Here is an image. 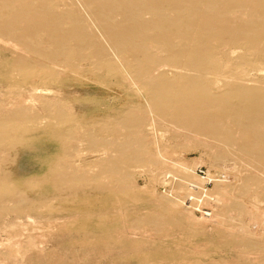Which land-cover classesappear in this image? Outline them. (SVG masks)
Instances as JSON below:
<instances>
[{
	"label": "rangeland",
	"instance_id": "obj_1",
	"mask_svg": "<svg viewBox=\"0 0 264 264\" xmlns=\"http://www.w3.org/2000/svg\"><path fill=\"white\" fill-rule=\"evenodd\" d=\"M163 1L164 4L161 6V10H158V13L156 14L157 16L154 14H147L148 7L145 6L147 5L146 3H135L136 6L133 12L134 20H127L132 18L131 16L127 17L125 20L122 19L119 21L120 19L117 17L114 23L118 26L128 22H132L131 24L134 23L141 25L142 29L139 31L141 34L137 36V41H143L144 37H152L155 35L154 31L148 29L149 25L155 22H159V25L161 24L160 26L172 35L177 34L178 32H186L190 33V38H195L198 35V37H202L206 31L212 33L220 26L224 25L227 26L228 29L230 27L233 28V25L235 24H240V26L245 24L243 28H246V33H249L248 30L253 26L258 27V30H260L259 33H264V9L259 8L263 7L264 3L260 6L248 3L247 5L245 4L244 6H241L243 2L240 3L237 0ZM258 1L261 0H256V2ZM8 3L10 5H17L11 0H0V19L4 16L6 17L10 13L11 6ZM48 4L51 7L50 9ZM85 5L86 4L80 0H44L43 2L41 1L40 7L36 10V13L39 17L44 15L43 17H46L47 21H54L56 22L55 24L58 25L57 32L53 35L51 33L50 35L59 37V30L62 31L63 35L66 33V36H64V45L53 44L51 47H48V44L44 43L42 39L35 35L31 36L30 38L27 37L21 39L25 52L21 54L22 52L18 51L17 54L13 55L9 53L10 51L7 50V47L4 46V44H0V127L3 126V123L8 124L13 120L20 118L28 119L30 117L37 118L38 116L40 118L47 116L50 118L48 119L49 121L55 118L54 121L52 120L53 122H48L49 126H51V124L57 123V121L59 122V120L62 119L64 120L71 115L73 119L83 123L86 125V128H88L77 135V141L72 139V135H69L71 137L70 138L67 133L65 134L66 136L64 133L63 135H58V137L62 139L64 145L66 146L63 156H59L61 158L55 157L56 155L60 154L56 147L57 144L55 140L57 139H53L52 133L48 131L46 127L45 130L39 129L38 133L31 135L28 138V145H26V147L23 146L24 148L20 147L19 145H15V147L12 145L13 141H10L7 135H4L2 132H0V164L1 168L4 170L6 169V171L0 170V175H4V172L9 173L12 171V168L13 170L17 171L19 179H23V181L32 177H42L46 171L45 166L51 160L57 159L58 166L60 165L59 167H62L65 163L63 160L68 155L72 161H75L78 157L80 166L75 168L77 171L75 169H73L74 171L70 170L73 173H70L69 171H62L65 173V175L61 173L60 180L64 179L66 181L68 179L70 180V178L76 179L71 181L72 183L70 184L72 186L75 184H80V186L84 187L86 190L97 191L98 194L103 196L109 190H120L132 192L138 197L132 199L124 197L125 195L119 194V198L121 197V202L117 208H121L119 210V214L125 217V222L118 225V233L116 234L117 236L118 234L121 236V239H119L117 243H121L122 245H118L114 251H111L110 254L113 255H108L110 258L107 256L96 258V256L90 254H87L86 256V248L83 249L78 244H76V240H79L81 238L80 236L75 234L76 236H71V240L69 237H64L65 235L59 237L58 233H56L57 230H52L54 226L52 223L54 222L53 220L49 219L47 214L52 213L58 216L60 214L64 215L66 208H62L59 200H55L53 198V187L51 184L44 185L43 190H45L44 193L46 195L44 198L40 197L42 199H36L35 197L36 194L34 192L36 191V188L38 189L37 186L28 188L30 192L34 193L33 195L31 194L32 196L30 193H27L26 195L25 193L20 192L21 190H17L18 193L16 192L14 194L0 193V203L4 201L5 206L7 207L6 209L8 210L6 213V218L3 221H1L0 218V230L2 231H0V263L110 264L111 257H121L117 253V249L119 250V248L127 244L126 242H128L129 239L133 241L136 238L134 241H139V239L140 241L143 240L144 243H146V240L148 241L147 244L142 247L144 253L148 254L150 257V260L147 264H206L210 260L211 263L209 262L208 264H264V146L258 149L256 147L252 148L250 145H243L242 142L239 141V131L236 132V129L232 125L236 122L247 124V121L243 120L241 116H239L240 114L229 112V117L224 122L226 125V129L224 130L226 131L222 132L220 130L219 137L221 139L224 137V141H226L225 139L228 136L227 138L233 140L234 142H225V144L221 143L215 146H209L206 144L210 137L208 136V131L206 128L203 127V129L200 130L201 133H190L187 131L188 129L184 128L183 124H180L183 123V120L181 122L179 121L180 123L175 122L174 118L172 117L174 113H168L167 115V113L165 114V112L158 110L152 101L147 100L148 97L143 92L142 94H139L140 96L136 93L135 94L137 96L134 93L132 94L131 91L129 92L130 94L126 93V96L124 97L125 100L128 97L129 98L125 102L130 107L128 109L125 107L121 108L118 101L119 98H115L116 93L113 92V89L116 90L119 88L118 90H120L126 88L125 83L122 84L120 79L121 72L124 70L126 71V62L121 59V56H119L120 54L118 53V44L115 45L110 41V39L102 32L100 26L91 16V14L95 11L94 6L91 7L92 5L90 4L86 6ZM43 9L45 14L43 13ZM55 9L59 11L56 12L54 11ZM67 10H69L68 13ZM244 12H247V16L245 17L241 16L244 14ZM61 15L63 16L61 17ZM104 19L105 18H103V20ZM73 21H75V23H73ZM107 23L111 25L113 22L110 21ZM80 31L81 35L78 39ZM4 32L11 34V31L9 32V30ZM261 40V44L263 45L264 41L263 39ZM171 41L177 45V48L179 47L177 50H179L181 46L185 47L189 43L195 44L197 42L196 39L195 41L187 40L185 42L174 37H171ZM55 43H59V41ZM49 57L52 59L58 58L57 62L61 63L62 66L64 63L67 64V69H71L69 68L71 64L72 66H76V64H83L84 67L81 69L82 73L80 81H71L73 77L68 75L67 78L69 79L67 81H63L62 84L57 82H51V84H47V88L49 90L43 91L45 94L42 92V94L34 95L31 93V91H29L28 86H30L31 83H34L36 78L39 79L38 77L43 76L42 74L45 72L44 70L48 72V63L51 61ZM8 58H10V60ZM46 58L47 60H45ZM40 64L41 66H39ZM137 66L129 69L130 78H134L136 76V72L138 73L140 71ZM135 67H137L138 70ZM28 68L30 69L31 73L29 72ZM24 69L25 71L27 69L30 74H28L27 71H23ZM35 69L38 71L36 70L34 73ZM37 72H41V74L39 73L38 75ZM25 74L31 76L29 79L30 81L28 80L29 76L27 78L23 77ZM254 74L257 76V80L251 83L252 85L249 84L248 86L249 88L252 86L253 89L255 88L256 90H259L260 92L257 93L258 97L260 96L259 98L264 99V72L259 74L257 71ZM13 77H15L14 80H12ZM22 77L27 79L28 82H26V80ZM171 77H169V79ZM118 78L120 80H118ZM11 81L18 83L21 86H17V84L15 87ZM26 83L28 85H26ZM99 84H104L106 87L108 86L112 89V91H107L105 87H102ZM9 87L11 88L9 89ZM60 88L62 90H60ZM220 88V92H218L220 95L222 94L221 97L224 95L223 97L225 98L229 94L227 91L228 89L227 87ZM23 90H27L28 92ZM60 93L61 96L57 95ZM111 95H113V97ZM55 96H59V98H55ZM40 97L42 99H40ZM31 98L35 100L34 103L30 102ZM229 99L227 97L224 101L226 104H228V106L233 108L237 102L232 100L230 104ZM28 100L29 102H27ZM50 104L53 105L51 106ZM71 107L74 109H71ZM149 107H151V109ZM77 108L80 111L77 110ZM74 110L78 112H73ZM214 110L215 112L217 111V109ZM214 110L212 109V111ZM143 121H152L150 123L152 126L147 128L145 125L142 128V124L140 123H143ZM150 124L148 126H150ZM102 125L105 126V131L102 130ZM216 125H220L219 121ZM94 127L97 129L100 127L101 129L99 130L101 132H99L101 134L98 132L99 134L97 133L96 135V128ZM150 129H152V131ZM102 133L106 134V136ZM101 135L103 136L101 137ZM66 137L69 141H65V139L67 140ZM116 137L118 138L117 142ZM155 149L161 151L162 153L164 152V155L170 158H177V160L184 162L187 165L194 166L195 168L205 167L212 173L218 174L222 177V182L215 184L210 189L211 194L215 198L218 196L220 197L216 198V205L213 209L212 221L206 222L204 224V222H202L204 220L202 219L205 218H200L199 215L194 214L190 210L184 208V206L181 204L182 198H185L187 194L184 186H181L180 184L170 186L168 182L165 181V176L168 173L172 175L173 178H180L181 180H183V177L185 180H195L194 177L192 179L187 178L182 173H179V171L169 167L164 169L165 171H161V173L158 171L151 172V170L148 169L150 167V163H147L149 161L148 159L150 158L146 154L147 152L153 153ZM220 154H223V157L219 159L218 156ZM124 155H127L131 159L129 166L127 165L123 167L120 162ZM116 171L118 176L115 174ZM121 172L125 175H128L130 179L122 180L121 178H123L124 174H121ZM64 180L58 182L59 184L56 183L55 189H58L56 193L58 192L64 194L67 184ZM104 180H106L105 183ZM125 182L129 183L126 184ZM108 184L110 185L108 186ZM170 187L171 190L176 192H172V194L169 193ZM222 190H225V195L223 194L222 197L223 201L220 196ZM175 194H178L177 197ZM169 195L173 197L175 196L174 198L180 201L179 203L177 202V206L173 208H166L167 200L172 199V197ZM49 200L50 204H48L50 206L49 208L47 207L48 210L46 208L42 209L39 204ZM32 204H34L36 208L38 206L40 208L37 209L36 215H32L35 217V219L29 220L31 223L30 225L27 218L24 217V209L31 206ZM56 204L57 206H55ZM19 205L22 209L19 208ZM18 209H20V211ZM68 212L69 215L72 213V211ZM2 215H4V213L0 212V217ZM189 217L191 218L189 219ZM38 218L40 219L39 222ZM22 223L25 224L21 225ZM201 223H203L204 226L201 225ZM91 226V229H94V220L91 221ZM48 230L53 231L55 236L50 238L45 236L48 234ZM94 232L97 235L99 234L97 231ZM164 233L167 234L164 235ZM16 236H18L20 239ZM155 236L157 239H160L161 237L162 240H157ZM22 237L24 239L27 237L28 240H24ZM44 237H46V240H43ZM21 239L22 242H20ZM31 241L33 244L30 243ZM219 241H221L222 244H220ZM37 242H41L40 247ZM18 243H21V246ZM150 243L154 244L150 245ZM29 244L33 246L31 247ZM71 246L72 248H70ZM77 248L81 251H79ZM37 250H42L45 256L49 255V257L36 258L35 252H37ZM76 252L79 254L77 255ZM82 253L85 254L83 255ZM115 253L117 255H115ZM80 254L83 256H80ZM84 256H86V258H84ZM78 257H82L84 259L82 260ZM175 257H177V259H174ZM77 258L79 260H77ZM121 259L122 261L120 264H141L138 262V259H132L129 256H125L124 259Z\"/></svg>",
	"mask_w": 264,
	"mask_h": 264
},
{
	"label": "bare ground",
	"instance_id": "obj_2",
	"mask_svg": "<svg viewBox=\"0 0 264 264\" xmlns=\"http://www.w3.org/2000/svg\"><path fill=\"white\" fill-rule=\"evenodd\" d=\"M11 1L17 5H10L8 3L11 6L10 13L6 17L4 16L0 19V44H4V46L7 47V50L10 51L9 53L14 55V54H17L18 51H20V52H22L21 54H23V52H25V51H24V46H23V43L21 42V39L27 38V37L30 38L31 36H35V35H37L40 39H42L44 43L48 44V47H51L53 44H57V45L61 44L62 45L65 42L64 36H66V33H64V35H63L61 30H59V32H58L59 37L52 36L58 30V25L55 24L56 22L51 21V20L47 21V18L43 17L44 15L43 16L41 15L42 17H39L37 15L36 10L40 7L41 1L43 2L44 0H11ZM80 1L85 3L86 5H88V4L92 5L91 7L94 6L95 11H94V13L91 14V16L94 18V20L100 26V29L102 30V32L110 39V41L112 43H114L115 45L118 44V53L120 54V55L119 54L118 55L121 56V59L126 62V65H127L126 71L124 70L120 74L121 75V78H120L121 83L122 84L125 83L126 88L120 89V90H118L119 88H117V89L115 88L116 90L113 89V92L116 93V94L113 93V94H115V98H119L118 101H119V105L121 106V108L125 107L128 109L130 107L125 102L129 98L128 97L125 100L124 97L126 96V93H129L131 91L132 94L136 93L137 95H139V94H142V92H143L149 98V99L147 98V100L152 101L154 103V106H156L158 108V110L165 112V114L167 113V115H168V113H170V114L174 113L172 117L174 118L175 122L180 123L183 120V123H180V124H183L184 128L188 129L187 131H189L190 133L191 132L201 133L200 130H202L203 127L206 128L208 131L207 132L208 136H210L209 140H207L208 142L206 143L209 146L210 145L215 146V145L221 144V143L225 144V142H227V143L234 142L233 140L227 138L228 136L225 139L226 141H224V137H222V139L219 137L220 136L219 132H220V130L222 132L226 131V130H224V129H226V125L224 122L229 117V115H228L229 112L235 113V114H240L239 116H241V118L243 120H246L247 124H242L240 122H236V123L232 124L234 126V128L236 129V132L239 131V134H240L239 135L240 136L239 141H241L243 145L252 146V148L256 147L259 149L260 147L262 148L264 146V103H263L264 99L259 98L260 96L258 97L257 93L260 92L259 90H256L255 88L253 89L252 86H251V88H249V86H248L249 84H251V83L255 82V80H257V76H255L254 73H256L257 71L259 72V74L264 72V43H263V45L261 44V41H262L261 39H263V41H264V33L263 32L259 33L260 30H258V27L253 26L251 29L248 30L249 33H246V30H245L246 28H243V26L245 24L243 26H240V24H235V25H233V28L230 27L229 29L227 28V26L224 25V26H220L216 31H214L212 33L206 31V33H204V36L202 35V37H198L199 36L198 35L195 38H190L189 37L190 33H186V32H183V33L178 32L177 34L172 35L169 32H167L166 30H164V28L160 26L161 24L159 25V22H155V23L149 25V28H148L149 30L154 31L155 35L152 37H146V38L144 37L143 41H139V40L137 41V36H139L141 34L139 32L142 29L141 25L134 24V23L131 24L132 22H128L126 24L118 26V25H115L114 21H116L117 17H118V19H120L119 21H121L122 19L125 20L127 17H131V16H132V18L127 19V20H134V15H133L134 8H135L136 4L142 3V2L147 4V5H145L146 7H148L147 14H150V15L154 14L155 16H157L156 14L158 13V10H161V6L164 4L163 0H80ZM237 1L240 3L243 2V4L241 6H244L245 4L247 5V3L248 4H254V5L256 4V6H260L264 3V0H261L258 2H256V0H237ZM19 5H21V6H19ZM70 7H71V5H70ZM50 8L51 7L49 5V9ZM259 8L264 9V6L259 7ZM71 9H69V10H71ZM69 10H67V13L69 12ZM54 11L57 12L59 10L55 9ZM43 13H44V9H43ZM43 13H41V14H43ZM60 14H61V12H60ZM62 16L63 15H61V17ZM241 16H243V17L247 16V12H244V14H242ZM71 17H72V15H71ZM263 17H264V15H263ZM103 18H105V19L103 20ZM106 21L107 22L111 21L113 23H111V25H109ZM125 22H127V21H125ZM67 23H68V20H67ZM73 23H75V21H73ZM5 29L9 30V32L11 31V34L5 33L4 32V31H6ZM51 33H52V35H50ZM80 35H81V31L79 32L78 39L80 38ZM171 37L179 38L180 40L185 41V42L187 40L188 41H191V40L195 41V39H196L197 42L195 44L189 43L185 47L181 46V48L179 50H177L179 47L177 48V45H175L171 41ZM58 41H59V43H55ZM30 54H28V55H30ZM47 58H48V56H47ZM47 58L45 60H47ZM8 59L10 60V58H8ZM11 59H12V57H11ZM49 59H51V61L50 62L48 61L49 62L48 63L49 64L48 72H46V70L43 69L46 73L44 71H41V72H44L45 74L43 73L42 74L43 76L38 77L39 79L36 78L35 82L31 83L30 86H28L29 91H31V93L34 95L35 94H42L43 91H48L49 89L47 88V84H51V82H53V83L57 82V83L62 84L63 81H67L69 79V78H67L68 75L70 77H73L71 79V81L72 80L73 81H77V80L80 81L81 73H82L81 69L84 67L83 64H76V66L75 65L72 66V64H71V66H69V68H71V69H67L68 65L64 63L63 66L64 65L65 66L63 67L61 63L57 62L58 58L52 59L49 57ZM61 60H65V59H61ZM41 64L39 66H41ZM48 64H47V66H48ZM45 66H46V64H45ZM134 66H137L140 69V71L138 73L136 72V76L134 78H130L129 77V69L134 68ZM137 67H135V68H137ZM22 68H25V67H22ZM138 68H137V70H138ZM36 70L37 69H35V71L33 70L34 73L36 72ZM134 70H136V69H134ZM23 71H25V69ZM26 71H27V69H26ZM25 72H23V73H25ZM29 72H30V69H29ZM29 72L27 71L28 74L31 73V72L30 73ZM41 72H37L38 75H39V73L41 74ZM98 72H100V71H98ZM32 75H33V73H32ZM11 76H13V75H11ZM28 76L29 75H26V74L23 75V77H25V78H27ZM30 77L31 76H29L28 80L30 79ZM157 77H159V78H157ZM169 77H171V78L169 79ZM14 78L15 77H13L12 80H14ZM25 78H23V79H25ZM33 78H35V77H33ZM87 79H88V77H87ZM120 79L118 78V80H120ZM25 80H26V82H28L27 79H25ZM32 81H33V79H32ZM11 82H13V81H11ZM100 83H101V81H100ZM12 84L15 86L18 83L13 82ZM26 85H28V84L26 83ZM99 85L102 87H105L107 89V91L108 90L112 91L111 88H109L108 86L106 87L107 83H106V85H104V84H99ZM17 86H21V85L18 84ZM11 87H9V89ZM102 87H100V88H102ZM220 87H225V88L227 87V89H228L227 91L229 92V94L225 98L223 97L224 95L221 97L222 94L221 95L219 94V92H220L219 89H221ZM61 88H60V90H62ZM21 89H23V88H21ZM23 91H25V90H23ZM57 95L61 96V93L57 94ZM46 96H47V93H46ZM111 96L113 97V95H111ZM227 97H228V99L231 98V99H229L230 104H231L232 100H235L237 102L233 108H231L230 106H228V104L225 103L224 100ZM55 98H59V96L58 97L55 96ZM40 99H42V98L40 97ZM61 99H63V98H61ZM34 101L35 100L33 98L30 99V102H32V103H34ZM217 101H218V103H217ZM27 102H29V100ZM142 103H144V102H142ZM227 103H228V101H227ZM10 105H11V103H10ZM68 105H69V103H68ZM71 106H72V104H71ZM149 108L151 109V107H149ZM71 109H74V108L71 107ZM212 109L213 110L217 109V111L216 112H215V110L212 111ZM77 110H79V109L77 108ZM57 111H59V110H57ZM60 112H62V111H60ZM68 112H69V110H68ZM73 112H78V111L74 110ZM35 114H36V112H35ZM84 114H85V112H84ZM76 115H75V117H76ZM67 116H68V114H67ZM38 117L37 118L36 117H30L28 119L20 118L17 120L10 121L8 124L3 123V126L0 127V132H2L4 135H7L8 139H10V141H13L12 145H14V146L19 145L20 147L24 148V147H26V145H28V141H29L28 138L31 135L38 133L39 129L45 130V127H46V129L52 133L53 139H57V140H55V142L57 144L56 147H57L58 152H60L59 155L55 156L57 158L59 156H63L64 151L66 150V146L64 145L62 139L58 137V135H60V134L63 135V133L65 135L67 133L68 136L72 135V139L77 141L78 140L77 135L80 134L82 131H85L86 129H88V128H86V125H84L83 123H80L79 121L73 119V117L71 115L68 116L64 120L62 119V120H59V122L57 121V123L51 124V126H49L48 122H50L52 120L54 121L55 118L49 121L48 119H50V118H48L47 116H45L44 118L43 117L38 118ZM103 117H105V116H103ZM90 118H92V117H90ZM218 121L220 123L219 126L216 125L218 123ZM148 122L143 121V123H140V124H142V128L145 125L147 126V128L151 127L152 125L150 123L152 121L149 123ZM227 123H228V121H227ZM149 124H150V126H148ZM100 127H99V129H101L103 127L104 129L102 128V130L105 131L104 125H102L101 128ZM94 128H96V127H94ZM99 129L96 128V131L98 130L97 132L94 130L96 135L100 131ZM150 130L152 131V129H150ZM103 133H105V132H103ZM103 135L106 136V134H103ZM103 135H101V137ZM5 139H6V137H5ZM117 139L118 138L116 137V142H117ZM232 139H233V137H232ZM65 141H69L68 138H67V140L65 139ZM144 146H145V144H144ZM28 149H30V148H28ZM263 150H261V151H263ZM76 152H78V151H76ZM73 154H74V152H73ZM146 155L150 158V159H148L149 161L147 160L148 161L147 164L150 163L149 166L151 168L148 166L149 167L148 169H150L151 172L152 171H158L159 173H161V171H165L164 169L169 167V168H172L176 171H179V173H182L187 178H190V179L193 178V176L191 175V172L193 169H195L194 166L187 165L184 162L177 160V158H175V159L170 158V157L164 155V152L162 153L161 151H158L156 149L153 153L147 152ZM67 157L63 160L65 163L62 167H59L60 165L58 166L57 159L51 160L45 166L46 171L42 177H32V178L24 180V181H23V179L22 180L19 179V177H18L19 175H18L17 171L13 170L12 168H11L12 171H10L9 173H5L4 171H6V169L4 170L3 168H1V164H0V170H4V171H1V172H4V175L3 174L0 175V193L14 194L17 192V190H19V191L21 190L20 192H23L26 195H27V193H30V195L31 194L33 195L35 193L36 199H39L40 197L44 198L46 195L44 193L45 190H43L44 185L45 184H49V185L51 184L53 187V189H52V196H54L53 198L55 200H59V203L62 206V208H66L64 215L60 214L58 216V215L52 214V213L47 214L49 219L53 220V222H54V223H52V225H54L52 230L53 229L57 230L56 233H58L59 237L65 235L64 237H69V238H71V240H72L71 236H73L75 234L80 236L81 238L79 240L75 239L76 244H78L83 249L86 248V252H87V253L85 252L86 256H87V254L94 255V256H96V258L97 257H105V256L108 257V255L112 256L113 254L112 255L110 254L111 251H114V249L118 245L121 244V243H117L118 240L121 239V236H119V234L117 236V234H116V233H118V225L125 222L124 221L125 217L123 215L119 214V210L121 208H117V206L121 202V199H120L121 197L119 198V194L125 195L124 197L132 198V199H135L138 196H136V194H133L132 192L120 191V190L119 191L109 190L103 196V195L98 194L97 191L86 190L84 187L80 186V184H75L72 186L70 184V183H72L71 181L76 180V179H72V178H70V180L68 179L69 181L68 180L65 181L63 179L65 181V183H67L66 187H65V192H64V194L57 192L58 193L57 194L56 191L58 189L57 190L55 189L56 188L55 185H56V183L63 181L62 179L60 180V174L63 173L62 171H67V172L69 171L70 173H73L70 170H73V169L80 166V161L78 160V157L75 161H72L68 155H67ZM96 157H97V155H96ZM218 157L220 159L221 157H223V154H220ZM59 158H61V157H59ZM118 160H117V162H118ZM130 161H131L130 157H128L127 155H124L120 162L123 165V167H125L127 165L129 166V164L131 163ZM210 167H211V165H210ZM8 168H9V166H8ZM63 174L65 175V173H63ZM115 174L117 175V171L115 172ZM121 174H124V173L121 172ZM102 177H104V176H102ZM127 177H128V175L124 174L123 178H121V179L122 180L123 179H130L129 177L128 178ZM168 178H170L169 175H168V177H166V179H168ZM179 179H178L179 183H177V184L184 186V182H185L184 177H183V180H181V179L179 180ZM175 180H177V179L175 178ZM186 180H189V179H186ZM105 181L106 180H104V183H105ZM107 183H110V182H107ZM125 183L127 184L129 182H125ZM109 185L110 184H108V186ZM33 186L38 187V189L36 188V191L34 193H32L28 190L29 187L32 188ZM20 188H22V189H20ZM119 188H120V186H119ZM77 189H79V190H77ZM83 189H85V190H83ZM184 189L186 190V188H184ZM224 191L225 190H222V192L220 191L221 192V194H220L221 199L223 197ZM172 192H176V191L173 190L170 193L172 194ZM177 195H176V197H177ZM169 196H171V195H169ZM171 197H172V199L167 200L166 208L167 207L173 208V207L178 205L177 202L178 203L180 202L174 198L175 196L174 197L171 196ZM216 198H220V197L218 196ZM40 199H42V198H40ZM222 201H223V199H222ZM2 202L0 203V212H3L5 216L2 215L0 217L1 221H3L6 218V213L8 211L6 209L7 207L5 206L4 201H2ZM48 203L50 204V200L44 201L43 203H41L39 205L42 209L43 208L47 209V207L49 208V206H50ZM51 206H53V205H51ZM55 206H57V204ZM40 207L38 206L36 208V206L34 204H32L29 207H26L24 209L26 216L24 215V217H26L28 221L35 219V217H33L32 215H36L37 209H39ZM19 208L22 209L21 206ZM20 209H18V210L20 211ZM112 210H114V211H112ZM68 211H72V213H70V215H69ZM57 212H58V210H57ZM41 216H42V214H41ZM190 218L191 217H189V219ZM39 220L40 219L38 218V222H39ZM93 220H94V229H91V227H92L91 221H93ZM202 220H204L202 222H204V224H205L206 222H210L213 219L211 217V218H205ZM15 221H16V219H15ZM28 221H27V223H28ZM185 222H186V220H185ZM254 222H255V219H254ZM9 223H10V221H9ZM18 223H20V222H18ZM29 223H30V221H29ZM23 224H25V223H22L21 225H23ZM30 225H31V223H30ZM201 225H203V223H201ZM0 226H1V224H0ZM5 227H3V228H5ZM252 228H253V226H252ZM22 229H23V227H22ZM36 229H38V228H36ZM48 229H50V228H48ZM202 229H204V228H202ZM50 231L51 230H48L47 231L48 234L45 235L48 238L55 236V234L53 233L54 230L51 232ZM94 231L99 232V234L97 235ZM197 231H198V229H197ZM28 234H30V233H28ZM166 234L164 233V235H166ZM20 235H19V237H20ZM156 236H155V238L157 239ZM16 237H18V236H16ZM56 237H57V234H56ZM26 238L25 239L23 238V239L28 240V238L27 239ZM45 238L46 237H44L43 240H46ZM29 239H31V238H29ZM160 239H161V237H160ZM160 239H157V240L160 241ZM123 240H125V239H123ZM129 240H128V242H126L127 244L123 245L121 248H119V250L117 249V253L121 257H113V258L111 257L110 264H120L122 261L121 258L124 259L125 256L126 257L129 256L132 259L136 258V260L138 259L139 260L138 262L141 264H147L149 262L150 257L148 256V254L144 253L143 248H142L143 246H145L147 244L148 241L146 240V243H144V241L143 240L140 241V239H139V241L138 240L137 241H134V240L129 241ZM17 241H19V240H17ZM17 241H16V243H17ZM20 242H22V239L20 240ZM41 242H42V240H41ZM41 242H39V243L37 242L39 247H40ZM219 242H220V244H222L221 241H219ZM30 243L33 244L32 241ZM154 243H156V242H154ZM154 243H150V245L154 244ZM18 244H16V245H18ZM30 246L32 247L33 245H30ZM80 247H78V248H80ZM70 248H72V246ZM27 249H28V247H27ZM78 250L81 251L80 249H78ZM82 252H83V250H82ZM115 252H116V250H115ZM35 253H36V258L49 257V255L45 256V254L42 250L41 251L37 250V252H35ZM79 253L76 252L77 255ZM85 253H82V254L84 255ZM196 253H198V252H196ZM82 254H80V256H83ZM9 255H10V253H9ZM115 255H117V254L115 253ZM194 255H195V252H194ZM86 256H84V258H86ZM56 258H58V257H56ZM78 258H81L82 260L84 259L82 257H78ZM78 258H77V260H79ZM108 258H110V257H108ZM90 259H92V258H90ZM93 259H94V257H93ZM174 259H177V257H175ZM182 260H183V258H182ZM94 261H95V259H94ZM103 261H104V259H103ZM53 262H55V261H53ZM196 263H197V261H196ZM208 263H206V264H208ZM91 264H93V263H91ZM94 264H96V263H94Z\"/></svg>",
	"mask_w": 264,
	"mask_h": 264
},
{
	"label": "built area",
	"instance_id": "obj_3",
	"mask_svg": "<svg viewBox=\"0 0 264 264\" xmlns=\"http://www.w3.org/2000/svg\"><path fill=\"white\" fill-rule=\"evenodd\" d=\"M191 175L195 180H185L184 187L186 188L187 195L182 198L181 204L184 208L190 210L194 214L199 215L201 218H211L213 215V209L216 205V198L211 194L210 189L215 184L222 182V177L218 174L212 173L205 167H197L192 170ZM165 176V181L170 186H173L178 182L172 175ZM173 191L171 190L169 193Z\"/></svg>",
	"mask_w": 264,
	"mask_h": 264
}]
</instances>
